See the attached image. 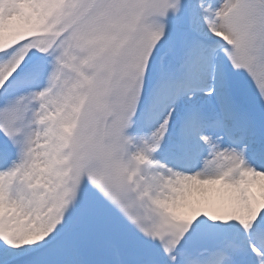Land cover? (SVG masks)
<instances>
[{
  "label": "snow or ice",
  "instance_id": "6c2138e0",
  "mask_svg": "<svg viewBox=\"0 0 264 264\" xmlns=\"http://www.w3.org/2000/svg\"><path fill=\"white\" fill-rule=\"evenodd\" d=\"M0 264H264V0H0Z\"/></svg>",
  "mask_w": 264,
  "mask_h": 264
}]
</instances>
